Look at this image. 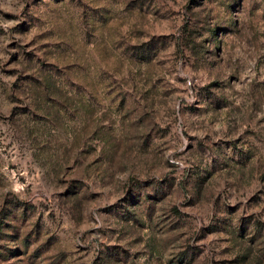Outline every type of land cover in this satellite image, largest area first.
Returning <instances> with one entry per match:
<instances>
[{
    "label": "rangeland",
    "instance_id": "rangeland-1",
    "mask_svg": "<svg viewBox=\"0 0 264 264\" xmlns=\"http://www.w3.org/2000/svg\"><path fill=\"white\" fill-rule=\"evenodd\" d=\"M0 264H264V0H0Z\"/></svg>",
    "mask_w": 264,
    "mask_h": 264
}]
</instances>
